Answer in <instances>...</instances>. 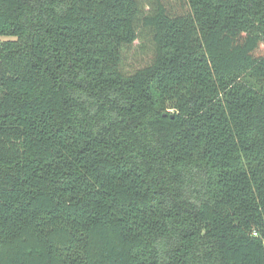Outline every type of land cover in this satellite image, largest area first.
<instances>
[{"label":"trees","instance_id":"trees-1","mask_svg":"<svg viewBox=\"0 0 264 264\" xmlns=\"http://www.w3.org/2000/svg\"><path fill=\"white\" fill-rule=\"evenodd\" d=\"M0 37V264H264V0H0Z\"/></svg>","mask_w":264,"mask_h":264},{"label":"rangeland","instance_id":"rangeland-1","mask_svg":"<svg viewBox=\"0 0 264 264\" xmlns=\"http://www.w3.org/2000/svg\"><path fill=\"white\" fill-rule=\"evenodd\" d=\"M3 40H6V38H1L0 37V41H3ZM136 44H138V43H136ZM145 47H148V45H145ZM135 51V53H132V54H130L128 57H129V59H128V61H127V65L129 66V67H135V66H133L135 63H136V61H139L140 59H143V58H145V56L143 57V55H139L138 56V52H137V49H135L134 50ZM139 53H141V52H139ZM132 65V66H131Z\"/></svg>","mask_w":264,"mask_h":264}]
</instances>
